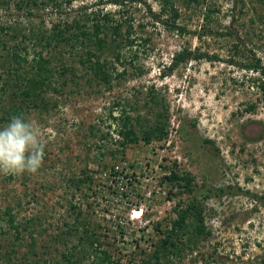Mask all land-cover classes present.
<instances>
[{"label": "rangeland", "instance_id": "1", "mask_svg": "<svg viewBox=\"0 0 264 264\" xmlns=\"http://www.w3.org/2000/svg\"><path fill=\"white\" fill-rule=\"evenodd\" d=\"M68 1L40 4L33 16L5 7L0 9V25H18L25 33L30 27L51 29L60 20L71 23L84 7L89 13H110L148 40L138 57L144 74L130 76L113 90L85 88L86 93L78 95L66 88L68 97L53 96L56 105L48 112L27 116L45 141L43 166L36 174L0 175V216L22 199L18 217L41 218L40 228L36 222L42 234L36 250L51 259L57 248L64 249L53 237L57 225L71 215L69 202H89L92 209L85 210H91L103 247L116 260L156 264L155 246L176 218L177 204L185 208L195 198L204 209L206 232L189 229L159 264H264V102L249 74L229 62L232 56L240 62L264 60V0H178L183 35L153 22L150 11L160 9L154 0H121L119 6L111 0H72V6ZM184 48L220 60H190L163 76ZM151 89L158 105L150 100ZM120 100L139 105L133 116L142 118V126L156 127L162 115L167 137L128 145L124 157L112 156L121 147L116 143L117 125L107 119ZM250 104L257 106L253 113L246 112ZM92 126L101 132H92ZM108 131L112 137L102 138ZM104 164L115 166L119 175ZM83 173L94 178L97 193L87 191L89 197L86 188L66 186L70 177ZM171 173L192 176L193 194L164 181ZM0 243V251L7 249L6 242ZM45 246L51 256L43 254ZM18 251V257L28 253L25 246Z\"/></svg>", "mask_w": 264, "mask_h": 264}, {"label": "trees", "instance_id": "2", "mask_svg": "<svg viewBox=\"0 0 264 264\" xmlns=\"http://www.w3.org/2000/svg\"><path fill=\"white\" fill-rule=\"evenodd\" d=\"M24 1L0 0V9L15 6L18 10H26L33 16L34 10L38 9L40 4L48 5L57 0H26L25 3ZM154 1L159 3L160 9L157 13L150 9L153 22L165 24L167 30L183 35L186 29L179 23L181 12L177 7L178 0ZM111 2L114 5H123L121 0ZM67 5L72 6V0H69ZM59 9L60 5H56V10ZM22 31L18 25L15 27L0 25V127L9 123L14 116L26 118L35 111L48 112L56 105L53 96L68 97L65 95L66 88L71 87L73 91L70 92L78 95L86 93L85 88L113 90L130 76L144 74L138 65V57L148 40L138 35L132 24L124 27V23L116 21L110 13L99 10L89 13L84 7L71 23L60 20L59 23L53 24L51 29L40 26L30 27L25 33ZM128 51L129 56L126 53ZM235 58L232 56L229 62L250 75H247L249 82L255 85L264 102V60L254 57L240 62ZM190 60L220 59L206 53L196 54L189 48H184L173 56L170 66L164 68L162 75L172 74ZM130 68L133 69L132 72L129 71ZM155 92L152 90L149 93L150 100L158 105ZM127 102L125 100L115 102L108 114L107 120L117 125L114 130L118 137L116 143L119 148L121 147L111 153L114 157L116 154L124 157L128 145L138 144L140 141L150 144L153 140L161 141L168 135V123L167 120L164 121L162 115L156 127L142 126V118L139 115L133 116V111L138 110L139 105L136 102L132 105ZM256 109V105L250 104L246 112L253 113ZM100 122L104 123L103 119ZM111 128L112 124L108 125V130ZM91 130L101 132L96 126H92ZM108 137H112L110 131L103 133L102 138ZM102 156L104 157L103 154ZM103 166L104 169H111L114 176L119 175L115 166L112 165L110 168L108 164ZM164 181L176 185L186 194H193L194 179L190 175L171 173ZM94 183L90 173L88 175L83 173L80 177H70L66 186L69 190L76 191L86 188L84 194L85 197H89L87 191L97 193ZM21 200L17 203L18 207H7L0 216V242L7 244V249L5 247L0 251V264H121L119 259L116 260L112 253L103 247L99 226L93 224L89 214L91 210L86 211L84 207L92 209L89 202L87 205L69 202L72 217L68 216L62 226L57 225L58 232L53 237L54 243L63 245L64 249L60 252L61 249L57 248L53 258L45 259L36 250L38 237L42 236L40 230L36 229V222L39 221L40 228L41 218L25 216L20 220L18 214H21V211L18 208L22 207ZM194 200L195 198L190 200L185 208L181 203L177 204L176 218L171 221L170 229L164 232L165 238L155 246L156 264H159L167 252L177 249L182 235L189 229L199 235L206 232L204 209ZM10 236L12 238H9ZM26 237L28 241L25 242ZM104 238H109V235L106 234ZM22 246L27 248L28 253L18 257V248ZM0 248H3L2 243ZM50 250L49 246H45L43 254L51 256ZM128 264L137 263L130 261Z\"/></svg>", "mask_w": 264, "mask_h": 264}, {"label": "clouds", "instance_id": "3", "mask_svg": "<svg viewBox=\"0 0 264 264\" xmlns=\"http://www.w3.org/2000/svg\"><path fill=\"white\" fill-rule=\"evenodd\" d=\"M44 154L41 129L31 119L14 116L0 127V175L36 174Z\"/></svg>", "mask_w": 264, "mask_h": 264}]
</instances>
